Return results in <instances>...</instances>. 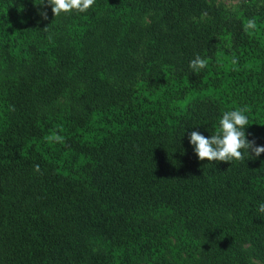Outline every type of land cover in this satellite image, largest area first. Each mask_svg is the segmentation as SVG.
<instances>
[{"label":"trees","instance_id":"16d2710c","mask_svg":"<svg viewBox=\"0 0 264 264\" xmlns=\"http://www.w3.org/2000/svg\"><path fill=\"white\" fill-rule=\"evenodd\" d=\"M38 2L0 0V264H264V153L189 142L264 146V0Z\"/></svg>","mask_w":264,"mask_h":264},{"label":"clouds","instance_id":"9594fccd","mask_svg":"<svg viewBox=\"0 0 264 264\" xmlns=\"http://www.w3.org/2000/svg\"><path fill=\"white\" fill-rule=\"evenodd\" d=\"M94 2L95 0H39L36 4L40 6L38 12L41 18L47 20V6H51L54 16H59L62 12L70 13L73 10L85 12ZM255 27V20L250 19L245 25V31ZM44 29L46 30L47 26ZM189 67L194 72H199L207 67V60L197 54L190 61ZM245 111L246 109L243 108L224 111L219 121L220 130L209 137L204 136L199 131L189 133V142L194 146V152L199 160L242 161L244 155L241 149L246 150L251 157H259L261 153H264V146L257 145L255 140H249L246 136L245 128L249 125V122L248 117L244 114ZM49 139L63 142V138L59 135L49 137ZM33 170L37 173L41 172L38 164L34 165ZM258 212L264 214V203L258 205Z\"/></svg>","mask_w":264,"mask_h":264},{"label":"rangeland","instance_id":"374dc122","mask_svg":"<svg viewBox=\"0 0 264 264\" xmlns=\"http://www.w3.org/2000/svg\"><path fill=\"white\" fill-rule=\"evenodd\" d=\"M237 0H233V2H236Z\"/></svg>","mask_w":264,"mask_h":264}]
</instances>
